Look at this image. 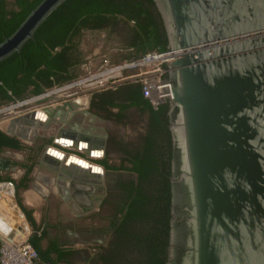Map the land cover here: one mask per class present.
Here are the masks:
<instances>
[{"label": "water", "instance_id": "95a60500", "mask_svg": "<svg viewBox=\"0 0 264 264\" xmlns=\"http://www.w3.org/2000/svg\"><path fill=\"white\" fill-rule=\"evenodd\" d=\"M65 1L42 0L0 42V63ZM154 2L167 49L176 50L168 63L174 95L167 102L172 159L166 264H264V0ZM73 109L69 101L45 106L11 124L46 125ZM58 140L69 141L60 133ZM61 158L45 157L61 172L84 177L64 167L83 166L69 156L62 166Z\"/></svg>", "mask_w": 264, "mask_h": 264}, {"label": "flooded vegetation", "instance_id": "af4514ba", "mask_svg": "<svg viewBox=\"0 0 264 264\" xmlns=\"http://www.w3.org/2000/svg\"><path fill=\"white\" fill-rule=\"evenodd\" d=\"M152 7L160 15L155 2ZM7 8H9L8 2ZM159 21L158 28L161 34L166 36L167 48L168 38L161 15ZM133 25L132 22L128 28L129 43L136 40ZM140 55L143 54L138 56ZM139 85L126 83L116 89L98 91L91 96L60 101L59 104L69 101L74 109L68 110L65 115L61 112L46 125L37 127L24 125L22 128L19 123L13 125L10 121V126L6 130L0 128L22 147L0 149V175H10L20 163L27 165L22 174L24 177L38 168L40 172L47 171L50 175L63 179V176L59 177L63 174L60 169L51 162L42 161L46 154H50V150L63 147L58 140L59 133L68 136V150H73L71 152L75 154L71 159L85 160L92 167L91 171L94 168L93 171L99 174L100 181L92 178L90 181V179L86 180L89 177L87 174L83 175V179L75 177L77 178L75 180L69 175V171L68 174L64 173V176L66 174V177H69L66 179L69 181L67 186L69 192L73 194L70 195L66 191L62 198L56 197L53 192L43 195L39 207L42 219L40 223L32 226L33 234L37 235L42 245L46 241V247L55 243L61 249L71 251L68 257L71 264L77 256L88 264H91L90 260L102 264L96 259L97 255L99 252L104 254L113 248V243L116 242V229L120 230L122 227L126 208L133 209L138 206L136 200L138 193L150 194L154 184L157 185V189L162 190L167 180L170 181L172 137L169 128V104L167 102L160 104L157 109L164 104L166 108L156 113L138 105L126 109L113 105H130L137 101ZM47 95L41 93L36 97L42 99ZM27 114L16 116L14 119ZM80 118H82L81 122L78 121ZM87 120L89 123L86 122ZM102 123L112 124L113 127H100ZM58 126L59 133H54ZM89 149H92V153H89ZM10 151L23 153L24 161H15L17 156ZM87 192L92 197L90 202L85 197ZM72 198L83 200L82 205H79L80 208L74 207ZM162 205L165 207L164 204ZM67 206L73 209L69 210ZM95 206H98V212L94 211ZM102 220L105 225L97 227L96 224ZM71 228L76 232H72ZM100 235L104 238L100 239L98 237ZM52 257L56 258V253H53Z\"/></svg>", "mask_w": 264, "mask_h": 264}, {"label": "trees", "instance_id": "16d2710c", "mask_svg": "<svg viewBox=\"0 0 264 264\" xmlns=\"http://www.w3.org/2000/svg\"><path fill=\"white\" fill-rule=\"evenodd\" d=\"M41 1L15 0L13 8H7L6 0H0V42L10 36ZM152 4L154 0H66L20 51L0 63V105L39 95L77 79L86 62V37L95 40L104 30L111 34L121 21L134 23L136 40L128 45L135 56L166 50V36L158 28L160 15ZM113 105L120 109L138 105L154 113L166 108L165 104L155 108L144 98L140 85L137 101L130 105ZM4 147L22 148L18 141L0 129V149ZM167 181L162 190L154 184L150 194L138 193L137 208H126L122 227L116 229L113 248L104 254L99 252L98 261L102 264H166L171 204V185L169 179ZM22 209L34 227L31 212L24 206ZM38 240L32 233L30 243L37 250L41 263L71 264L68 260L71 251L61 249L55 243L44 247ZM53 253L56 258L52 257ZM89 263L95 264V261Z\"/></svg>", "mask_w": 264, "mask_h": 264}, {"label": "built area", "instance_id": "2783aa9c", "mask_svg": "<svg viewBox=\"0 0 264 264\" xmlns=\"http://www.w3.org/2000/svg\"><path fill=\"white\" fill-rule=\"evenodd\" d=\"M176 60V50L150 51L121 64H105L89 71L65 88L91 96L98 91L116 89L126 83L140 84L144 98L157 108L172 98L173 85L168 63ZM57 91V90H55ZM52 92V91H51ZM79 95V97H81ZM31 224L17 201L13 179L0 178V264H43L30 243Z\"/></svg>", "mask_w": 264, "mask_h": 264}, {"label": "rangeland", "instance_id": "374dc122", "mask_svg": "<svg viewBox=\"0 0 264 264\" xmlns=\"http://www.w3.org/2000/svg\"><path fill=\"white\" fill-rule=\"evenodd\" d=\"M7 2L9 4V7L13 8L14 0H7ZM130 25L131 24H127L126 22L121 21L116 26V28L114 29V31L111 34H109V30H104L101 33H99V35L97 36V38L95 40L91 37H86L85 42H84L86 62L81 67V73H80L79 77L85 75L89 71H92V72L96 71L102 65H105V64H109V65L121 64V63H124L125 61H128V60L135 57L134 50L131 47H129V45H128L129 40H130V34H129L128 28L130 27ZM77 79H75V80H77ZM75 80H73V81H75ZM70 82L62 84V85H56L53 88L45 91L44 92L45 95L51 93V96L44 97V98H49L48 101H43V102L38 103L37 99H39L40 97H36L34 95H32V96L29 95L27 97H24L21 100H16V101L9 102L7 104L0 105V128L3 130H6L9 122L11 120H13V118H15L16 116H20L22 114H27L30 112L32 113L33 111L40 110V108L45 107V106H50V105L55 106V105L59 104L60 101H63V100H71V99L78 98L79 95L81 94V91H78V94L72 95V93L75 91H71V90H68L67 88H65L66 85H68ZM55 90H57V91H55ZM51 91L52 92L55 91V92L52 93ZM34 98H36V99H34ZM23 104H25V105H23ZM78 121L81 122L82 118H80ZM86 122H88V120ZM100 127H113V126H112V124L110 125L108 123L107 124L102 123V124H100ZM58 128H59V126L55 128L54 133L55 132L58 133V131L60 129V128L59 129ZM53 149L57 153H63V151H61L60 149H56V148H53ZM71 151H73V150H66V154L69 155V157L72 155H75V154H72ZM81 151H83V149ZM19 153L20 154L17 157V159H18L17 161H24V157H25L24 154L21 152H19ZM81 153H83V152H81ZM76 167L77 166H75V168H73V169H74V172L77 173ZM84 171H87V170L85 169ZM43 173L48 174L47 171H43ZM92 173H90V171H88V175H90V174L92 175ZM61 175H63V174H61ZM0 176L3 179H7L9 177V175H0ZM40 176H42V175H40ZM50 176H51L50 182L52 184V187H54L53 190L51 191V192H53L52 194H55V196L58 198H62L64 195L63 193L66 191H68V194H70V195L73 194V192H69L68 186H67L69 181H66V179H68L69 177L60 176L63 179H58L55 176H52V175H50ZM75 177H77V175H75ZM75 177L73 176V179L76 180L77 178H75ZM79 178L80 177H78V179ZM83 178L84 177H82V179ZM89 179L90 178H87L86 180H89ZM90 181H91V179H90ZM99 181H100V179H99ZM89 189H91V188H89ZM85 197H86L87 201H89V202L92 201V197L90 196L89 192H87V194H85ZM72 199L74 201V203H73L74 207L80 208L81 206H79V205H82L83 200L79 199V198H75V199L72 198ZM66 204H68V203H66ZM39 206H37V207H39ZM69 206H67V209L70 208ZM94 208H96L94 211L98 210L97 209L98 206L97 207L95 206ZM72 209L73 208H70L69 210H72ZM83 211H85V210L83 209ZM89 221L90 220H88V222ZM98 221H99V219H98ZM103 222H104L103 220L100 221V223L98 222L96 224V225H98L97 227H103V225H105V224H103ZM90 223H91V221H90ZM31 227H32V225H31ZM32 231H33V229H32ZM71 231L76 232L75 229L74 230L72 229ZM98 237L100 239L104 238L101 235ZM46 244H47V242L45 241L43 246L45 247ZM72 261H73L72 264H88V263H86V261H84V259H81L78 256L74 257V259ZM95 264H100V263L96 262Z\"/></svg>", "mask_w": 264, "mask_h": 264}, {"label": "crops", "instance_id": "0c3cea01", "mask_svg": "<svg viewBox=\"0 0 264 264\" xmlns=\"http://www.w3.org/2000/svg\"><path fill=\"white\" fill-rule=\"evenodd\" d=\"M9 126H10V122L8 124V127ZM61 146H63V145H61ZM68 148H69V146H63V147H61L59 149L61 151H63V153H64V152H66V150H68ZM11 153H13L17 157L20 154L19 151H12ZM55 153H56V151L50 150V154L51 155H55ZM58 154H60L61 157H62L61 161H62V166H63L65 161H67V159L63 157L62 153H58ZM17 157H16L15 161L18 160ZM70 158H71V156H70ZM77 159H79V158H77ZM79 160H81V159H79ZM42 161H48V160L44 159ZM65 165H64V167H67V169L71 170L72 172L74 171V169H73L74 167H72L71 164L66 163ZM26 166L27 165H25V164L18 163L17 166H16V170L15 171H11L9 177L11 176L10 179H14V181L16 183V186H17V200H18V203H19V199H20V203H19L20 207L22 208V206H24L27 210H29L31 212L33 218H34L35 223L37 224V223H40V221L42 219L41 209L39 208L40 207L39 205H41V201L43 199V195H46L47 193L51 192L54 187H52V184L50 182V178H51L50 174L49 173L46 174V173L40 172V169H38V168L35 169L31 174H28L26 177L22 176V174L24 172V169H26L25 168ZM82 166L84 168H87L84 165H81V167ZM86 170L87 171H83L82 169H78L77 173H79V174H87L88 175V171H90V173H92V172L93 173H92V175L91 174L88 175L89 177H87V178H90V179L92 178V179H95V180H99L98 179V174L96 172H94L93 170L91 171L90 168H88ZM60 171H62V170L60 169ZM63 174H64V172H63ZM40 175H42V176H40ZM61 176L66 177L64 175H61ZM59 177H60V175H59ZM0 178H1V176H0ZM1 179H3V178H1ZM37 206H39V207H37Z\"/></svg>", "mask_w": 264, "mask_h": 264}, {"label": "bare ground", "instance_id": "6f19581e", "mask_svg": "<svg viewBox=\"0 0 264 264\" xmlns=\"http://www.w3.org/2000/svg\"><path fill=\"white\" fill-rule=\"evenodd\" d=\"M55 91H53L52 93H54ZM48 96H51V93L50 94H48L47 96H45V97H48ZM34 99H36V98H34ZM33 99V100H34ZM31 101V100H30ZM20 105V104H19ZM13 108V107H12ZM41 117H42V119H45V116L44 115H41ZM61 143L63 144V145H65V146H67V144L69 145V141H61ZM83 148V147H82ZM90 153V152H89ZM64 155V154H63ZM55 156H58V157H60L61 158V155L60 154H58L57 152L55 153ZM70 161H76V162H78V164H81V165H84L85 167H88V168H91L92 169V167H90V164L88 163V162H86L85 160H79V159H76V158H73V160L72 159H70ZM88 168H82V169H88ZM93 170H94V168H93ZM95 171H98L96 168H95Z\"/></svg>", "mask_w": 264, "mask_h": 264}]
</instances>
